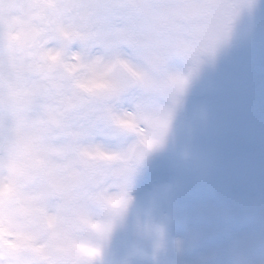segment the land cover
Listing matches in <instances>:
<instances>
[{
    "label": "snow or ice",
    "instance_id": "6c2138e0",
    "mask_svg": "<svg viewBox=\"0 0 264 264\" xmlns=\"http://www.w3.org/2000/svg\"><path fill=\"white\" fill-rule=\"evenodd\" d=\"M21 142L32 166L17 176ZM5 166L103 214L68 264H106L126 234L123 264H161L170 243L168 264H201L185 256L206 244L254 264L236 249L253 196L264 219V0H0ZM4 223L0 264H54Z\"/></svg>",
    "mask_w": 264,
    "mask_h": 264
},
{
    "label": "clouds",
    "instance_id": "9594fccd",
    "mask_svg": "<svg viewBox=\"0 0 264 264\" xmlns=\"http://www.w3.org/2000/svg\"><path fill=\"white\" fill-rule=\"evenodd\" d=\"M32 166L30 149L21 142L16 151L17 176L26 175ZM46 181H16L5 166L0 169V213L4 224L11 221L13 231L23 233L17 243L30 244L35 237L41 252L50 256L54 264H68L73 255H87L103 226V214L87 206L84 201L61 202L46 195ZM106 191L113 201L121 194L120 181L110 175ZM22 193L18 195L17 193ZM81 208H87L81 215Z\"/></svg>",
    "mask_w": 264,
    "mask_h": 264
},
{
    "label": "rangeland",
    "instance_id": "374dc122",
    "mask_svg": "<svg viewBox=\"0 0 264 264\" xmlns=\"http://www.w3.org/2000/svg\"><path fill=\"white\" fill-rule=\"evenodd\" d=\"M255 197L250 199L249 212L246 218V222L242 228L239 229V233L243 238L247 239V245L236 249V254L242 255L243 258L254 262V264H260L264 261V219L261 218L258 208L255 206ZM180 231H173L172 238L181 235ZM133 237L130 234H126L124 237V243L119 247L114 255H108L105 257L106 264H123L129 254L132 251ZM228 247L227 243L224 245ZM142 248L151 254L152 248L150 242L145 241ZM175 258L174 245L170 243L169 251L167 255L161 254V264H168V261ZM232 254L228 251L218 250L216 244H206L200 248L192 250L185 256V259L189 261L201 262V264H223L224 261L231 260ZM134 264H151V261H145L142 257H133Z\"/></svg>",
    "mask_w": 264,
    "mask_h": 264
}]
</instances>
